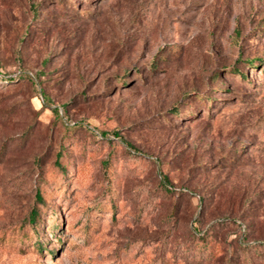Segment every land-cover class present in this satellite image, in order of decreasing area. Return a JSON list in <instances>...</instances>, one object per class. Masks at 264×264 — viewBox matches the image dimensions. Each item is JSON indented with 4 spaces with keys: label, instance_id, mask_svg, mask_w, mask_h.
Returning a JSON list of instances; mask_svg holds the SVG:
<instances>
[{
    "label": "rangeland",
    "instance_id": "1",
    "mask_svg": "<svg viewBox=\"0 0 264 264\" xmlns=\"http://www.w3.org/2000/svg\"><path fill=\"white\" fill-rule=\"evenodd\" d=\"M0 264H264V0H0Z\"/></svg>",
    "mask_w": 264,
    "mask_h": 264
},
{
    "label": "trees",
    "instance_id": "2",
    "mask_svg": "<svg viewBox=\"0 0 264 264\" xmlns=\"http://www.w3.org/2000/svg\"><path fill=\"white\" fill-rule=\"evenodd\" d=\"M101 134L104 135L105 132H102ZM164 183L167 184L165 178H164ZM35 196H36L37 199H39V201L42 200V196H41L39 190L36 191ZM37 215H38V211L35 210V209H32L31 212L29 213V221L32 222V224H33V223H34V224L36 223Z\"/></svg>",
    "mask_w": 264,
    "mask_h": 264
}]
</instances>
